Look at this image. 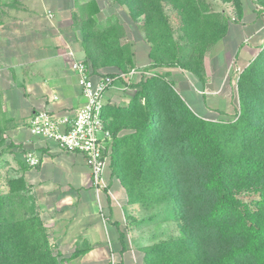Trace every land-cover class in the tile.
Instances as JSON below:
<instances>
[{"label": "trees", "instance_id": "trees-1", "mask_svg": "<svg viewBox=\"0 0 264 264\" xmlns=\"http://www.w3.org/2000/svg\"><path fill=\"white\" fill-rule=\"evenodd\" d=\"M119 1L132 20L142 18L148 71L178 68L204 80L205 53L228 33L224 14L206 0ZM219 1L242 18L241 0ZM258 2L264 11V0ZM99 14L96 0L79 4L73 22L91 74L116 78L134 69V54L122 43L121 22L100 20ZM135 89L127 106L106 104L102 112L112 136L111 174L138 213L173 202L177 227L162 241L160 231L149 238L153 243L142 249V264H264V45L238 74L232 121L196 115L162 75L152 74ZM4 135L0 126V145ZM162 217L147 215L135 227L157 225ZM88 249L63 258L50 244L23 176L6 178L0 189V264H63Z\"/></svg>", "mask_w": 264, "mask_h": 264}, {"label": "crops", "instance_id": "crops-1", "mask_svg": "<svg viewBox=\"0 0 264 264\" xmlns=\"http://www.w3.org/2000/svg\"><path fill=\"white\" fill-rule=\"evenodd\" d=\"M89 1L5 0L0 18V97L5 115L15 124L8 133L9 146L21 160L16 168L18 175L29 186L50 244L57 252L71 255L89 248L85 255L72 259L73 264H142V249L153 241L139 239L145 232L129 225L131 217L139 213L112 176L110 166L103 175L105 188L96 192L83 156L63 154L52 141L33 138L26 130L30 118L38 112L65 114L83 104L71 61H85V54L72 15L77 5ZM96 1L99 19L112 16L107 0ZM233 33L239 68L244 69L262 50L263 27L255 14L246 20L243 10L240 24L230 25L225 39H233ZM142 42L147 46L144 39ZM135 51V69L145 74L143 68L148 65ZM158 69L179 85L187 82L179 69ZM225 74L226 70L218 69L211 88L208 83H196L203 104L208 100L203 93L217 92ZM134 80L137 82L136 77L129 80L124 93L110 89L104 96L105 104L127 106L136 91L130 86ZM196 97L193 93L188 102H197ZM27 152L37 156V166L25 163Z\"/></svg>", "mask_w": 264, "mask_h": 264}, {"label": "rangeland", "instance_id": "rangeland-1", "mask_svg": "<svg viewBox=\"0 0 264 264\" xmlns=\"http://www.w3.org/2000/svg\"><path fill=\"white\" fill-rule=\"evenodd\" d=\"M106 2H107L106 4L110 7V11L112 12L111 13L112 16H108L107 18L114 17L115 20L118 19L125 29L126 36L122 40V43L129 44L131 46L132 51H135V49H137V51L135 52L138 53L139 57L143 58L145 60L146 65L149 66L151 64V60L149 59L148 56L150 47L149 44L147 43H146L147 46L146 45L144 46L142 42V40L144 39L142 18H139L136 21L132 20L127 6L119 3L120 2L119 0H107ZM206 2L212 7L214 11L221 12L230 20L229 26L230 25L232 26L233 24L234 25L240 24L243 16L240 20H238L234 13V9L231 5L224 4L219 0H206ZM241 3L243 10L246 11V20L253 18L255 14L258 21L260 22V25H262L263 27V33H264V11L258 0H241ZM5 6H6L5 0H0V18H2V12L4 11ZM167 14L170 17L171 23L173 24L175 22L173 13L171 11L170 12L167 11ZM100 20H104V19H100ZM180 36H181L180 32L178 31L174 32V38L176 41H179ZM231 36L233 37V39L228 38L226 40L225 37L224 39L221 40L223 42L222 44H219L217 46L215 45L212 46L205 53L202 64L204 70L203 81H200L197 79V77L193 76L192 74L183 72L181 70V72L187 76L184 77L187 82L185 83L184 81H182L181 85H179L175 80L169 78V75L166 74L164 71H161L159 69L158 70L153 69L157 71L149 72L147 70L148 69L147 66L145 67V69L143 68V72H147V73L145 74L138 73L135 76L137 78V82L136 80H134V82L131 81L132 83L130 86L132 87L137 85L141 80L145 78H149L150 76H152V74L165 76L167 81L173 83L174 89L178 92L181 98L186 102L189 108L196 115L211 121H224V122L232 121L236 118L235 114L238 112L236 78L243 68L242 69L239 68L238 59L236 58L235 51L237 46L235 47L234 45V42L236 41V34L233 33V35ZM143 49H144V53H142ZM220 52L222 53L219 54ZM133 61H134V69H135L136 66L135 56L133 58ZM166 69H174V68H166ZM218 69H222L224 71L226 70L225 77L223 78V84L217 92H210V90L204 92L203 96L204 95L207 96L208 100L203 104V102H201V98H199L200 92H197L196 83L198 86H200V84L203 85L208 83V86L211 88V86H213L214 78H215L213 74L215 75L218 72ZM136 70L140 72V70L138 69ZM100 72L107 73V70H101ZM122 92L124 93V91ZM193 93L197 94L196 97L197 102L190 104L191 102H188L190 101L188 97H190V95L193 96ZM0 105L3 111V116L0 118V126L3 129H5L4 142L2 145H0V172H1L0 189L5 190L6 178L18 176V170L16 168H17V164L21 163V160L17 158L16 156L17 152H15V150L13 148H10L11 146H9L8 133H10L11 129L15 127V124L13 123V120L12 121L9 120L5 115L4 109L1 104V97H0ZM117 106L124 107L121 106V104L120 105L117 104ZM20 125L24 127L26 123H21ZM150 208H149L150 209L149 214L141 213L139 210V216L138 217L134 216V218L132 219L134 222L130 219L129 225L132 226V228H135L137 222L139 223V221L145 220L147 218V215H150L151 217L154 218L163 216L161 218L163 221L162 223H158L157 225L152 224L147 228L141 229L142 231L145 232V236H141L139 237V239L148 240L149 238H151L153 234H156L155 232H159V231L162 232L159 238L160 241L168 238L169 236L177 234L176 232L177 227L175 226V223L173 222L172 219L173 202L163 201L159 204H154ZM131 241H133L132 236H131ZM61 256L63 258H68L70 255L62 254ZM70 261L72 260L65 261L63 264H73Z\"/></svg>", "mask_w": 264, "mask_h": 264}, {"label": "built area", "instance_id": "built-area-1", "mask_svg": "<svg viewBox=\"0 0 264 264\" xmlns=\"http://www.w3.org/2000/svg\"><path fill=\"white\" fill-rule=\"evenodd\" d=\"M71 70L76 75L83 104L65 114L38 112L30 118L26 130L33 138L52 141L63 154L83 156L91 175L92 187L97 192L106 186L103 175L110 162L112 145V136L102 120L106 106L104 96L114 88L125 91L129 80L140 72L132 69L116 78L106 74L93 75L84 61L74 59L71 61ZM25 163L35 167L39 159L33 152H27Z\"/></svg>", "mask_w": 264, "mask_h": 264}]
</instances>
